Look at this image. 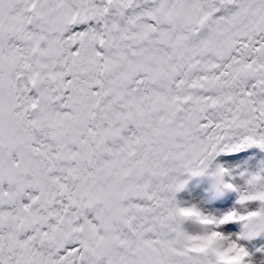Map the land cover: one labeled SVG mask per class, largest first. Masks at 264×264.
I'll use <instances>...</instances> for the list:
<instances>
[{
    "label": "snow or ice",
    "instance_id": "6c2138e0",
    "mask_svg": "<svg viewBox=\"0 0 264 264\" xmlns=\"http://www.w3.org/2000/svg\"><path fill=\"white\" fill-rule=\"evenodd\" d=\"M253 145L264 0H0V264H213L212 232L264 264V173L216 164L226 212L176 200Z\"/></svg>",
    "mask_w": 264,
    "mask_h": 264
},
{
    "label": "bare ground",
    "instance_id": "6f19581e",
    "mask_svg": "<svg viewBox=\"0 0 264 264\" xmlns=\"http://www.w3.org/2000/svg\"><path fill=\"white\" fill-rule=\"evenodd\" d=\"M243 152H251L253 155V161H255V163H258L257 166H261L262 168L260 169L261 171L264 170V149H261L259 146L257 145H253L248 147L247 149H244L242 151ZM226 159V157H223V155L218 156L214 161L212 166L210 167L209 171L199 175V176H192L189 173H180L179 174V179L186 181V184L184 186V188L182 190H180L179 192L176 193V200L177 202L181 205V206H191V205H200L203 203L204 206L202 208L203 211L207 212V207H211L213 208L214 206L218 205V203H210L209 201L211 200H216L217 198L221 197L222 200H224V195L226 196V194H230L231 192H226V193H221L215 184V181L213 179V177L211 176V171L215 168L216 164L218 163H223L224 160ZM251 159V158H250ZM233 169H235L234 173H237V178H236V182L243 186L245 183L244 178L240 175L241 173H249L250 172V165L248 164H234L232 162L231 165H228ZM264 172V171H263ZM236 193V192H235ZM199 195H203V196H199ZM201 197V198H200ZM215 197H217L216 199H214ZM224 197V198H223ZM234 201L232 200L230 205L233 207H238L239 205L237 204L238 201V197L235 196ZM229 205V204H228ZM221 206V205H220ZM255 206V205H253ZM202 207V206H201ZM217 209V208H216ZM210 210V209H209ZM218 210H215V212H217ZM213 212V211H212ZM183 229L188 232L189 234H196L197 232L200 231V226L193 222V221H185V223L182 225ZM261 235H263V239H261L263 242L264 241V233H262ZM260 237V236H258ZM257 239V238H255ZM259 242V241H258ZM260 242V243H261ZM257 243V246L260 244ZM251 247V246H250Z\"/></svg>",
    "mask_w": 264,
    "mask_h": 264
},
{
    "label": "clouds",
    "instance_id": "9594fccd",
    "mask_svg": "<svg viewBox=\"0 0 264 264\" xmlns=\"http://www.w3.org/2000/svg\"><path fill=\"white\" fill-rule=\"evenodd\" d=\"M195 210H200L196 205L188 206L181 213L183 216L193 217ZM248 220L254 219L252 216L246 217ZM204 225H211L212 221L203 219ZM194 246L199 255L211 257L213 264H252L250 253L238 240H231V234L224 236L222 233L212 232L206 237L194 241Z\"/></svg>",
    "mask_w": 264,
    "mask_h": 264
},
{
    "label": "rangeland",
    "instance_id": "374dc122",
    "mask_svg": "<svg viewBox=\"0 0 264 264\" xmlns=\"http://www.w3.org/2000/svg\"><path fill=\"white\" fill-rule=\"evenodd\" d=\"M252 153L251 152H243L242 154H240V155H237V156H235V157H226V159L229 161V164L228 165H231L232 164V162L234 163V164H241V166H242V164H248V165H250V172L249 173H252V172H257V171H261L260 169L262 168L261 166H257V164L258 163H255V161H253L254 159H253V155H251ZM251 158V159H250ZM232 170H233V173L235 172V169H233V166H232ZM264 170H262L261 172L262 173H264L263 172ZM234 175H235V179L233 180V183H236V184H238L237 182H236V178H237V173H234ZM199 196H203V195H199ZM235 196H237L238 197V193L236 192H234V191H232V193H231V195L230 194H226V196L224 195V200H222L221 199V197H219V198H217V197H215L214 199H216L215 201L214 200H211V201H209V204L210 203H213V202H215V203H218V205H216V206H214L213 208H211L210 206L209 207H207L206 206V208L208 209L207 210V212H212L213 211V213H222V212H226L227 210H229V209H231L233 206H231L230 205V203H231V201L233 200L234 201V197ZM201 198V197H200ZM229 204V205H228ZM221 205V206H220ZM196 206H198L201 210H202V208H203V206H204V204L202 203L201 204V206L200 205H198V204H196ZM217 208V209H216ZM210 209V210H209ZM215 210H218L217 212H215ZM238 230V229H237ZM263 235H260V237H257V239H255V244L257 245V243H260L262 240L261 239H263V237H262ZM259 241V242H258ZM261 243H264V241L263 242H261ZM260 243V244H261ZM251 246V245H250ZM257 264H261V262L258 260L257 261Z\"/></svg>",
    "mask_w": 264,
    "mask_h": 264
}]
</instances>
